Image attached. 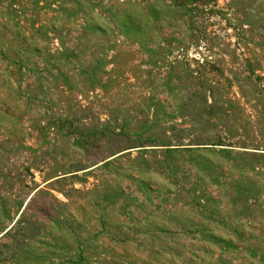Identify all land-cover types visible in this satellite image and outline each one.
Segmentation results:
<instances>
[{"label":"rangeland","instance_id":"obj_1","mask_svg":"<svg viewBox=\"0 0 264 264\" xmlns=\"http://www.w3.org/2000/svg\"><path fill=\"white\" fill-rule=\"evenodd\" d=\"M0 264H264V0H0Z\"/></svg>","mask_w":264,"mask_h":264}]
</instances>
